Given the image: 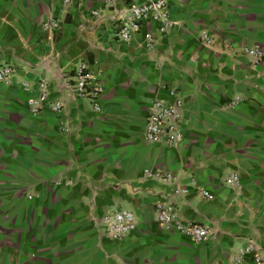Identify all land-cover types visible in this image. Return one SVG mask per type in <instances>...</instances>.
<instances>
[{"label":"crops","instance_id":"0c3cea01","mask_svg":"<svg viewBox=\"0 0 264 264\" xmlns=\"http://www.w3.org/2000/svg\"><path fill=\"white\" fill-rule=\"evenodd\" d=\"M144 1L0 0V66L12 68L0 83V264H264V57L252 65L242 51L264 46V0H165L170 28L144 19L119 39L115 13ZM80 62L102 85L98 110L76 95ZM40 79L60 110L30 113ZM175 98L182 139L146 142L152 100ZM162 198L210 237L194 243L156 225ZM117 209L134 226L107 239L97 221ZM249 242L258 260L233 262Z\"/></svg>","mask_w":264,"mask_h":264},{"label":"built area","instance_id":"2783aa9c","mask_svg":"<svg viewBox=\"0 0 264 264\" xmlns=\"http://www.w3.org/2000/svg\"><path fill=\"white\" fill-rule=\"evenodd\" d=\"M71 0H61L62 4H67ZM108 5L112 6V0H106ZM120 9L117 10L114 17L118 21L116 35L119 39L128 40L131 33L137 31L140 23L144 19H162V23L158 29L160 32L172 26V22L168 19L167 5L165 0H147L139 4H131L128 6L127 13L121 15ZM92 14L96 15L97 11L92 10ZM58 21L56 18L48 17L43 23L46 29L56 28ZM146 43H150L151 36L144 33ZM204 41L208 42L207 35H203ZM243 52L247 56L250 64L259 63L264 57V46L253 45L243 46ZM12 68L8 65L0 66V83H7ZM93 76L88 71L87 65L83 62L77 64L74 73V89L79 97H86L92 103V108L98 110L97 98L102 91V85L98 82H92ZM92 82V83H91ZM38 94L35 98L28 100V107L31 114H36L43 106L50 111H58L63 106L60 100L48 102L46 82L40 79L37 82ZM239 97L236 96L235 99ZM235 102V101H234ZM233 105V102L230 103ZM181 100L175 98L172 102H164L160 99H153L147 111L145 122L142 129L143 139L148 143H160L172 145L182 139L181 128ZM64 131H67L64 129ZM142 173L146 177H156L162 181H169L172 177L169 174H161L158 170L144 168ZM226 184L239 195L241 184L237 173L229 172L225 176ZM184 193L183 189L178 190ZM202 195L207 196L208 191L201 189ZM177 194V193H174ZM103 233L107 239L116 240L127 235L134 226V217L130 210L117 209L107 212L100 217ZM153 220L156 225L173 229L177 233L187 237L194 243H201L207 240L211 231L210 228L203 224L183 219L173 201L168 198L155 200L153 203ZM255 247L253 243H247L243 247H239L232 256L233 262H239L244 254H252L254 260L258 257L254 253Z\"/></svg>","mask_w":264,"mask_h":264},{"label":"rangeland","instance_id":"374dc122","mask_svg":"<svg viewBox=\"0 0 264 264\" xmlns=\"http://www.w3.org/2000/svg\"><path fill=\"white\" fill-rule=\"evenodd\" d=\"M242 51H243V47H242ZM97 226H98V230H99V232H100V234H102L103 233V228H102V224H101V220H100V218L98 219V221H97ZM239 248V247H238ZM237 247L232 251V253H231V259H232V256H233V254H234V252H236L237 251V249H238ZM233 261V260H232Z\"/></svg>","mask_w":264,"mask_h":264}]
</instances>
